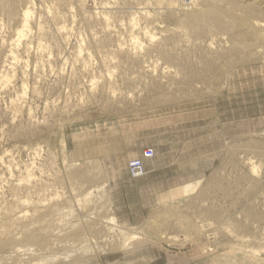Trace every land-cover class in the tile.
<instances>
[{
	"label": "rangeland",
	"instance_id": "374dc122",
	"mask_svg": "<svg viewBox=\"0 0 264 264\" xmlns=\"http://www.w3.org/2000/svg\"><path fill=\"white\" fill-rule=\"evenodd\" d=\"M172 1L0 0V264H264V0Z\"/></svg>",
	"mask_w": 264,
	"mask_h": 264
},
{
	"label": "bare ground",
	"instance_id": "6f19581e",
	"mask_svg": "<svg viewBox=\"0 0 264 264\" xmlns=\"http://www.w3.org/2000/svg\"><path fill=\"white\" fill-rule=\"evenodd\" d=\"M257 2L258 1H261V0H256ZM82 2H85V0H82ZM194 2V0H191V3H193ZM246 2V1H245ZM89 3V2H88ZM172 3H175V0H173L172 1ZM256 4V6L254 5V4H249L250 6L249 7H247L248 8V10H249V12L251 13V15L253 14V15H256V16H262V18H264V14H258V12H257V4L258 3H255ZM246 8V9H247ZM262 8H264V6H262ZM259 9V8H258ZM260 10V9H259ZM263 10V9H262ZM235 12V11H234ZM162 13V12H161ZM262 13H264V11L262 12ZM98 15H99V13H97ZM136 14V13H135ZM230 14V13H229ZM249 14V13H248ZM97 15V16H98ZM207 15H209V16H212L214 19H222V17L224 16V14L219 10V9H217V8H215V7H213L211 4L210 5H208V7H207V10H206V12H205V14L204 13H202V14H200V15H198L195 19H193V23H195V22H197V21H202L203 20V18H206L205 16H207ZM156 16V15H155ZM233 16V15H232ZM30 18H32L31 17V12L30 11H27L26 13H25V16H24V25H23V30L21 31L20 30V32L18 33V38H17V40L15 41V43L13 44V48H12V50H11V61L13 62L11 65L12 66H15V64L18 62V56L16 55L17 53H18V49H19V47H20V45H21V41H22V38H24V37H27L26 36V34L27 33H29V32H31V30H30V27H29V24H30ZM104 19H105V23L107 24V26L108 27H110L111 25H110V23L108 22L109 21V19L108 18H105L104 17ZM136 19L137 18H133L132 19V27H135L136 25H137V23L138 22H136ZM263 20V19H262ZM237 21V20H236ZM215 21H212V24L214 23ZM239 22V20L237 21V23ZM253 22V21H252ZM242 23H244V22H242ZM259 27L260 26H262V25H264V23H259V22H257L256 23ZM254 25V24H253ZM252 26V25H251ZM224 28V27H223ZM227 29V28H226ZM245 29V28H244ZM246 30V29H245ZM225 31V30H224ZM221 32V31H220ZM58 34L60 35V37H64L65 38V44L67 45V43L69 42V40L71 39V37H70V35H68V28L66 27V26H64V27H61V28H59L58 29ZM147 34L149 35L150 34V32H147ZM196 34L197 35H200V34H202V30L201 31H196ZM257 34V33H256ZM28 35V34H27ZM150 36L152 37V38H154V36H152V34H150ZM258 36V35H257ZM260 37V36H259ZM264 37V36H263ZM256 39V38H255ZM262 39H264V38H262ZM244 40V39H243ZM247 40V39H246ZM258 40V39H257ZM132 41H133V44L134 45H136V47L137 46H139V42H138V40H137V38L136 37H132ZM248 42V41H247ZM260 42V41H259ZM257 43H258V41H257ZM259 44V43H258ZM250 46V45H249ZM258 46V45H257ZM259 47V46H258ZM261 47V46H260ZM67 48V47H66ZM138 48V47H137ZM136 48V49H137ZM245 48V47H244ZM262 49V48H261ZM87 177V175H86V173L84 172V171H76L75 173H74V178H76V179H78V180H83V179H85ZM179 194V193H178Z\"/></svg>",
	"mask_w": 264,
	"mask_h": 264
},
{
	"label": "built area",
	"instance_id": "2783aa9c",
	"mask_svg": "<svg viewBox=\"0 0 264 264\" xmlns=\"http://www.w3.org/2000/svg\"><path fill=\"white\" fill-rule=\"evenodd\" d=\"M156 157V150L154 148L145 149L141 156L132 159L128 164L129 176L138 180L147 175V162L153 160Z\"/></svg>",
	"mask_w": 264,
	"mask_h": 264
}]
</instances>
